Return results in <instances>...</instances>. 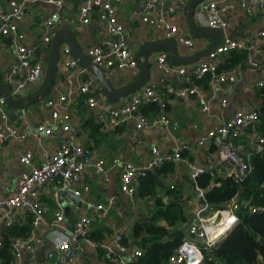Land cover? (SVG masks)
Masks as SVG:
<instances>
[{
    "label": "built area",
    "instance_id": "obj_1",
    "mask_svg": "<svg viewBox=\"0 0 264 264\" xmlns=\"http://www.w3.org/2000/svg\"><path fill=\"white\" fill-rule=\"evenodd\" d=\"M36 1L53 6V10L40 22L44 48L48 46L49 49L66 0H10L8 10H4L0 5V35L14 37L12 62L0 77L2 83L11 86L12 94L17 97L27 82H35L43 72L42 62L38 61L35 55L36 49L39 50L40 47H27L21 43L24 35L18 26L24 18L27 5ZM77 1L79 25L89 24L93 10H96L109 36V39L101 44L86 49L85 52L92 63L100 67L137 72V53L129 47L125 29L117 19L115 6L124 0ZM166 1H169V5L152 16L154 9ZM189 1L144 0L137 9L131 10V13L134 17L139 16L153 28L161 30L165 39L177 40L176 42L191 49L195 46L194 39L182 33L172 19L176 11H185ZM233 1H236L238 7L248 16L257 11L264 13V0L201 1L198 4L197 18L195 15L194 18L198 23L202 22L204 27L219 30L222 36L220 44L202 58L187 65L175 66L169 63L167 53L161 51L156 57V67L164 74L174 73L181 76V83L184 86L156 90L153 86L146 85L129 94L120 105H102L96 111L91 110L95 120L105 128L104 132H113L120 126L128 125L136 130L151 128L156 124L175 129L164 111L152 118L140 112L142 103L157 102L160 106H165L169 96L183 98L195 95L201 110L208 112L209 100L213 99L214 95L209 97L203 95L201 92L203 90L196 80L209 75V84L216 81L223 86L225 92H232L237 83L238 68L219 70V66L224 61L222 56L233 50L244 51L245 61L253 70L264 67V49L259 48L264 41V27L250 36L229 37L233 20L227 14L233 8ZM58 63L68 72L66 90L59 91L56 97L46 98L49 114L33 127L26 124L17 126L11 122L8 104L4 97L0 96V151L9 139L40 140L54 133H61L64 136L63 141L53 152L42 151L41 164L33 162L31 150H24L19 156V161L28 169L18 175L14 188L9 184H0V246L2 227L14 224L18 217L27 214L32 216L29 235L22 239L16 238L11 243L13 255L11 264H21L24 253L31 252L46 242L50 243L51 247L45 252L42 260H32L33 264H81L79 261L81 258L87 260L86 264H129L142 254V249L136 246L127 258L123 257L128 251V246L123 243V237L130 230V224L121 225L103 240L91 238L89 235L92 224L104 219L114 206V196L108 197L105 202H91L90 206L94 213L78 215L72 231H69L66 228L63 206L67 195L56 201L51 216L46 215L44 203L39 200L41 188L48 182H54L56 186L53 192L55 198H60V191L71 192L82 203L84 195L89 192L87 185L80 186L84 170L93 167L97 172L105 174L109 169L119 165L121 170L118 189L130 199L129 209L133 212L136 208L137 179L147 174V171L153 172L164 162L184 163L188 169L186 176L193 181L205 167H208L220 176L230 178L240 187L239 184L252 171V156L264 152V133L259 128V105H254L244 110H235L218 126L207 130L195 140V146L204 152L206 165L204 167L196 166L191 159L182 156V152L190 148V144L185 142L180 143L172 151H161L157 145L152 146L151 157L140 165L122 160L118 156L113 157L109 163L101 155L93 157L70 132L71 117L67 112V106L71 102V96H75L73 98L75 99L78 95L85 94L83 98L85 105L88 109H95L98 104V94L94 88L97 80L85 67L77 63L67 44L63 43L60 46ZM74 70H77V74L72 78ZM254 85L259 90L261 102H264V79L255 80ZM219 103L226 107L228 101L221 98ZM15 115L17 119L23 120L22 113L18 112ZM169 186L172 187V184ZM193 190L199 207L189 209L191 218L186 217L187 227L182 243L163 264H201L203 250L215 246L236 225L238 222L236 211L239 207H246L250 213L264 210V206L256 205L249 199L241 200L238 193L223 203L222 207L214 208L205 200L202 189L194 186ZM185 205L184 214L187 215L186 208H189V205ZM147 213L148 211L145 214ZM224 225L225 228L220 230ZM86 248L95 257L93 263Z\"/></svg>",
    "mask_w": 264,
    "mask_h": 264
},
{
    "label": "crops",
    "instance_id": "obj_2",
    "mask_svg": "<svg viewBox=\"0 0 264 264\" xmlns=\"http://www.w3.org/2000/svg\"><path fill=\"white\" fill-rule=\"evenodd\" d=\"M9 1L10 0H0V5L4 10L9 9ZM143 1L144 0H124L115 6L118 22L123 25L127 35L128 45L135 51V53H137V58L140 50L144 46L166 40L163 37V32L161 30L153 28L147 22L142 21L139 16H132L131 10L137 9ZM164 3L158 5L151 15L154 16L158 11L163 10ZM232 6L233 8L231 9V12L227 15L233 20L230 34L233 30H237V35L234 37L241 38L250 36L257 30L264 27L263 12L257 11L253 15L248 16L238 7L236 1H233ZM52 10L53 6L43 1L31 2L26 7L24 18L18 24L20 31L24 35L21 43L27 47H40L39 50L36 49L35 55L38 61L42 62L43 65V72L40 78H38V80L35 82H27L24 88L20 90L19 97L21 98H26L35 94L40 89L46 77V56L48 46L44 48L45 45L44 42H42L43 31L42 27L40 26V22ZM78 12V1L66 0L62 9L61 18L57 21L56 28H66L70 30L71 33L75 32V36L74 33L72 34L84 52L88 47L99 45L109 39V36L106 33L105 24L98 18L96 10H93L91 21L87 25H79ZM172 19L173 22L178 25L180 31L192 37L195 42V46L191 49L182 43L176 42L177 52L179 55L183 56L193 54L205 48L210 43L209 38H196L192 35L186 25V19L183 10L176 11ZM197 24L202 28H207L204 27L202 22H197ZM13 48L14 37L11 38L9 36L0 35V76L5 70L9 68L10 63L12 62ZM259 48L264 49V41L260 44ZM160 52L161 51H158L148 56L149 75L146 83L143 86L151 85L156 90H164L170 86L177 88L184 86L181 83V76H178L174 73L164 74L156 67V57ZM226 55H223L222 57L225 58ZM167 60L169 63L173 64L169 57ZM173 65L178 66L177 64ZM235 67L238 68L237 83L232 92H225L223 86L217 84L216 81L212 82L211 84H209V82H206L205 84H199L203 90L201 91L203 95L206 97L214 95V98L209 100L208 112L201 110L200 104L198 103L197 97L195 95H190L183 98H173L169 96L165 113L175 129L165 127L162 124H156L151 128L136 130L135 128L128 125L121 127L118 132L101 131L99 134H97V142L88 137V129L84 128V120L89 116H92L91 110L96 111L98 108L102 107V105H120L125 101L127 96L114 103L108 102L102 96L100 85L96 81L94 88L98 94V104L95 109H88V107L85 105L84 99L81 102L80 96L82 94L78 95L75 99H73L75 96L70 97L71 102L67 106V112L71 117L70 125L72 129L70 132L76 136V140L83 145L88 154L93 157L101 155L106 158L107 163H109L113 157L118 156L122 160H128L135 165H140L151 157L150 150L152 146L157 145L161 151H172L180 143L185 142L190 144V148L187 150V153L193 163L196 166L204 167L206 166L204 152L202 149L195 146V140L201 134L207 132V130L218 126L224 118L230 116L235 110H244L250 108L251 106L260 105L262 103L259 90L255 87L254 82L257 79H264V67L253 70L247 65L245 57L244 62L237 64ZM101 69L106 74L108 79L113 83V87L115 89H121L131 84L140 76L139 67L137 72L128 69H111L107 66H101ZM57 72L58 75L56 76L51 90L43 99L23 108L22 110L13 108L11 106V108L8 107V112L10 113L9 119L11 122L17 126L26 124L29 127H33L43 118L48 116L49 108L45 102L46 98L49 96L56 97L59 91H65L67 87L66 79L68 72L59 63L57 66ZM76 74L77 70H74L72 72V78H75ZM221 98L227 99L228 103L226 107H222L220 105L219 100ZM18 112L24 115L23 120L17 119L15 114ZM13 115L15 117L12 119ZM63 139V134L54 133L42 137L40 140L35 138L26 140H7L0 151V184H9L10 187L14 188L15 180L18 175L22 171L28 169L19 161V156L24 150H31L33 152V162L35 164H41L43 162L42 151L45 150L48 153L53 152L63 141ZM132 139H134V141ZM174 163L176 170L173 174L166 178L170 179L168 182H166V186L172 184L175 180L184 181V177H186L188 172V169L184 163ZM120 170L121 167L118 165L109 169L104 174L97 172L93 167L87 168L82 174L80 186L87 185L89 187V192L84 195L81 206L78 207L67 196L65 199L68 198V200L64 199L63 206H69V210L71 212L77 213V215H92L94 210L90 206L91 202H105L108 197L114 196L115 204L112 209L104 219L93 223L91 229H110L111 232H113L123 224H133L134 220L139 219L142 214H145L148 211V209L147 206L143 207L142 205V201L144 200H139V207L136 205L135 210L133 212L130 211V199L122 194L118 189ZM55 188L56 186L54 182H48L41 188L38 196L39 200L44 203V209L47 216H51L53 214L56 201L60 200L59 197L55 198L54 196L53 192ZM158 190L160 192L159 188ZM184 195L188 197L185 201V204L189 205V208H186L188 211H186L187 215L185 216L190 219L191 212L189 209L197 207L198 202L195 200L193 188H188L187 184ZM149 203H151V201H149ZM160 224L165 223L161 221ZM181 227L185 235L187 222ZM136 246V244L128 246V251L123 254V257L127 258L130 255L131 250ZM50 247V243L46 242L41 247H38L31 252L24 253L21 259V264L31 262L32 260H39L40 258L43 259L45 252ZM86 251L89 253L91 262L93 263L95 259L93 253L87 248ZM79 261L81 264L87 263L85 258H81Z\"/></svg>",
    "mask_w": 264,
    "mask_h": 264
},
{
    "label": "trees",
    "instance_id": "obj_3",
    "mask_svg": "<svg viewBox=\"0 0 264 264\" xmlns=\"http://www.w3.org/2000/svg\"><path fill=\"white\" fill-rule=\"evenodd\" d=\"M244 57H246L244 51L229 52L220 64L219 70L234 68L244 62ZM206 82H209V75L196 80L198 84ZM85 96V94L81 95V102ZM8 107L11 108L9 105ZM166 107L167 102L165 106H160L157 102L142 103L140 112L152 118L162 111L166 112ZM259 118V128L264 133V102L259 105ZM121 127L123 126L113 132H118ZM84 128L88 129V137L95 142H97V134L105 130L94 116L84 120ZM182 156L190 159L187 151L182 152ZM251 161L252 171L239 184L240 187L230 178H224L205 167L194 181L186 176L184 181L175 180L172 187L168 185L166 201L160 196L151 175L145 174L139 177L136 182V199L146 202L148 213L135 219L130 225V230L123 237L126 246L136 244L142 249V254L137 260L129 264H163L173 250L182 243L184 233L181 226L187 221L184 214V205L188 198L184 195L186 184L188 188L197 186L202 189L205 200L214 208L222 207V204L236 193L241 200L249 199L256 205L264 206V152L253 155ZM175 170L174 162H164L153 173L157 178L165 180ZM236 215L238 222L227 235L215 246L203 250L201 264H264V243L258 240L259 237L264 238V210L250 213L246 207L241 206L237 209ZM31 219L32 216L27 214L18 217L14 224L2 227L0 264H11L13 260L11 243L16 238L22 239L29 235ZM161 221L165 224H160ZM110 233H112L110 229L97 228L90 229L89 235L91 238L103 240Z\"/></svg>",
    "mask_w": 264,
    "mask_h": 264
},
{
    "label": "water",
    "instance_id": "obj_4",
    "mask_svg": "<svg viewBox=\"0 0 264 264\" xmlns=\"http://www.w3.org/2000/svg\"><path fill=\"white\" fill-rule=\"evenodd\" d=\"M203 0H190L186 7H185V19H186V25L192 35L196 38H209L210 43L203 49L190 54V55H179L177 52V43L173 39H166L159 42L152 43L150 45L144 46L139 54H138V67L140 71L139 78L132 82L131 84L121 88V89H115L113 87V83L108 79L106 74L103 72L100 66L95 65L92 63L91 58L84 52L75 38L73 37L70 30L66 28H59L54 31V34L52 36L49 49L47 51V72L46 77L44 79L43 84L41 85L40 89L33 94L32 96L21 98L14 96L12 94L11 86L4 84L0 81V96H3L6 100V103L16 109H23L31 104H34L35 102L40 101L43 99L48 92L51 90L53 83L56 79V76L58 75L57 72V66H58V57H59V49L60 46L64 43L69 46V48L72 51L73 56L77 60V63L85 67L97 80V82L100 85V91L102 93V96L104 99L108 102H117L119 99L128 96L135 90L139 89L141 86H143L149 75V65H148V56L151 54H154L158 51H166L168 54V57L170 61L173 64H190L203 56H205L207 53L215 49L221 42L222 36L219 30L212 29V28H202L200 27L195 18H194V9L195 7ZM169 5V1H166L164 3L163 8H166ZM237 30H233L231 34L229 35L230 38H233L237 35ZM243 35V34H241ZM63 79V78H62ZM15 116L13 115L12 119ZM148 175H151L155 182L157 187L160 189V196L165 201L167 186L166 182H168L170 179L161 180L156 177V175L152 171H147ZM65 195L69 196V198L74 202L78 207L81 206V202L74 197L71 192H65L60 191L59 196L60 199H62ZM64 212L67 218V229L69 231H72L73 224L78 218L77 213L71 212L69 210V206H64ZM259 242L264 243V238L259 237ZM39 260H42L40 258ZM24 264H33L32 262H27Z\"/></svg>",
    "mask_w": 264,
    "mask_h": 264
},
{
    "label": "rangeland",
    "instance_id": "obj_5",
    "mask_svg": "<svg viewBox=\"0 0 264 264\" xmlns=\"http://www.w3.org/2000/svg\"><path fill=\"white\" fill-rule=\"evenodd\" d=\"M197 11H198V5L194 9L195 18H197ZM73 33H74V36H75V32H73ZM136 205H137V207H139V200L138 199H136ZM142 205H143V207H145L146 206V202L142 201Z\"/></svg>",
    "mask_w": 264,
    "mask_h": 264
},
{
    "label": "bare ground",
    "instance_id": "obj_6",
    "mask_svg": "<svg viewBox=\"0 0 264 264\" xmlns=\"http://www.w3.org/2000/svg\"><path fill=\"white\" fill-rule=\"evenodd\" d=\"M225 215H227V214H225ZM225 228V225L224 226H221V228H220V230H223ZM218 230V229H217Z\"/></svg>",
    "mask_w": 264,
    "mask_h": 264
},
{
    "label": "snow or ice",
    "instance_id": "obj_7",
    "mask_svg": "<svg viewBox=\"0 0 264 264\" xmlns=\"http://www.w3.org/2000/svg\"><path fill=\"white\" fill-rule=\"evenodd\" d=\"M229 223H231V220L229 221Z\"/></svg>",
    "mask_w": 264,
    "mask_h": 264
},
{
    "label": "clouds",
    "instance_id": "obj_8",
    "mask_svg": "<svg viewBox=\"0 0 264 264\" xmlns=\"http://www.w3.org/2000/svg\"><path fill=\"white\" fill-rule=\"evenodd\" d=\"M233 219H235V218H233Z\"/></svg>",
    "mask_w": 264,
    "mask_h": 264
}]
</instances>
